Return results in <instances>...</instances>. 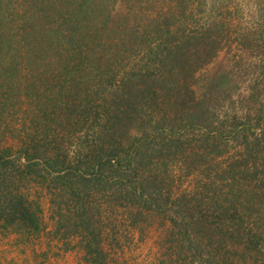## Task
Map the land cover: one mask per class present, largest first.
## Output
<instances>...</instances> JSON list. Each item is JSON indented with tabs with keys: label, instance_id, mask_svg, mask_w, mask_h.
<instances>
[{
	"label": "trees",
	"instance_id": "16d2710c",
	"mask_svg": "<svg viewBox=\"0 0 264 264\" xmlns=\"http://www.w3.org/2000/svg\"><path fill=\"white\" fill-rule=\"evenodd\" d=\"M167 1L175 2L0 0L1 235L13 233L26 241L43 231L41 206L26 192L35 183L50 192L53 238L63 240L62 249L72 248L66 240L76 237L84 262L105 264L101 221L94 218L100 208L87 199L96 196L100 206L109 194L137 193V186H114L123 175L122 161L139 169L155 158L166 167V159L185 142L180 130L201 124L208 130L200 137L210 154H222L211 135L217 126L200 121L206 110L191 87L196 71L217 54L222 41L218 33L190 30L191 11L165 7ZM165 126L171 137L159 133ZM124 135L139 143H123ZM72 138L84 148L74 160L67 151ZM214 176L224 179L218 171ZM148 199L142 204L160 210L158 201ZM141 215H132L130 223ZM184 224L204 230L203 220ZM217 226L209 225V234L204 230L207 245L198 241L195 246L196 254L203 248L208 258L202 253L188 259L179 249L178 264H225L233 250L228 240L235 237L243 243L242 256L264 244V229L243 231L240 242L238 225H232L235 232ZM256 250L253 262L264 264V251Z\"/></svg>",
	"mask_w": 264,
	"mask_h": 264
},
{
	"label": "rangeland",
	"instance_id": "374dc122",
	"mask_svg": "<svg viewBox=\"0 0 264 264\" xmlns=\"http://www.w3.org/2000/svg\"><path fill=\"white\" fill-rule=\"evenodd\" d=\"M177 1L164 5L191 11L190 30L218 33L222 41L217 54L196 71L191 87L206 110L200 121L217 126L211 135L223 152L218 156L210 154L207 142L200 137L208 130L201 124L180 130L185 142L166 159V167L155 158L146 159L139 169H131L126 160L122 161L119 170L124 176L114 186L124 184L129 190L137 186V193L109 194L100 206L96 196L87 199L88 205L100 208L94 218L101 221L105 264H178L179 249L188 259L194 260L202 253L208 258L207 250L202 248L196 254L195 246L198 241L207 245L204 235L205 231L209 234V225L218 227L222 223L231 232H235L232 225H238L248 234L264 229L260 227V220H264V0H181V5ZM168 128L165 126L159 133L171 137ZM82 136L83 133L77 134L76 138ZM122 137L127 145L139 143L134 137ZM158 141L157 137L153 144ZM69 144L72 146L68 147V156L74 160L79 149L84 148L77 147L75 138ZM188 163L193 165L187 167ZM215 171L224 179L215 178ZM26 192L30 200H37L41 206L43 231L26 241L11 237L12 243L2 239L0 233V264H89L77 248L78 238L66 240L72 247L66 251L62 249L63 240L53 238L56 220L52 218L50 192L35 183H30ZM150 194L160 204V210L142 204ZM241 203L245 210L240 211ZM139 211L142 215L132 225V215ZM191 219H198L199 223L203 220L205 231L199 229L200 224L185 228L184 223ZM243 234L237 235L242 238L240 242L245 240ZM236 239L228 240V247L233 250L227 252L225 264L260 263L253 261L258 257L257 248L264 251L263 241L242 256L243 243Z\"/></svg>",
	"mask_w": 264,
	"mask_h": 264
},
{
	"label": "crops",
	"instance_id": "0c3cea01",
	"mask_svg": "<svg viewBox=\"0 0 264 264\" xmlns=\"http://www.w3.org/2000/svg\"><path fill=\"white\" fill-rule=\"evenodd\" d=\"M11 237H13V238H17L18 236H16L15 234H10V235L8 234V235H6V236H3V235H2V239L5 238V241H6V242L9 241V242L12 243V241H11V239H10ZM2 239H1V240H2ZM7 240H8V241H7ZM13 244H14V242H13Z\"/></svg>",
	"mask_w": 264,
	"mask_h": 264
}]
</instances>
